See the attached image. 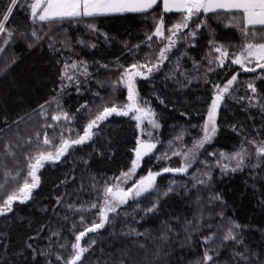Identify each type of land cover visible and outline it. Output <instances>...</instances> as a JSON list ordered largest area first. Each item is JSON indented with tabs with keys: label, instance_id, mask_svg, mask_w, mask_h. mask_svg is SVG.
Listing matches in <instances>:
<instances>
[{
	"label": "trees",
	"instance_id": "1",
	"mask_svg": "<svg viewBox=\"0 0 264 264\" xmlns=\"http://www.w3.org/2000/svg\"><path fill=\"white\" fill-rule=\"evenodd\" d=\"M30 1L18 0L5 25L13 35L0 46V207L26 179L31 183L29 162L41 152L56 154L63 140L83 136L105 107L127 104L126 71L143 73L133 75L138 95L160 123L158 146L142 159L138 176L184 166L212 101L237 75L219 105L213 142L187 172L158 177L153 190L130 198L108 214L104 227L86 233L80 246L88 251L78 264H205V252L213 257L208 264H264V154L257 153L264 145V71L232 63L247 44L264 40L245 38L229 14H202L173 35L168 29L182 24L185 13H164L160 4L144 13L41 22L28 12ZM9 6L0 0V12ZM161 19L164 36L158 37ZM252 31L264 36V29ZM216 47L230 54L223 65ZM161 49H167L163 60ZM140 137L135 120L112 114L83 143L44 161L29 199L0 214V264L70 260L76 235L101 222L105 190L130 167ZM242 149L248 155L240 167L237 161L225 167L221 154ZM229 230L235 239L225 241Z\"/></svg>",
	"mask_w": 264,
	"mask_h": 264
},
{
	"label": "snow or ice",
	"instance_id": "2",
	"mask_svg": "<svg viewBox=\"0 0 264 264\" xmlns=\"http://www.w3.org/2000/svg\"><path fill=\"white\" fill-rule=\"evenodd\" d=\"M18 6V0H10V6L7 9L6 13L0 12V16H2V22H0V33H6L9 37L13 35L12 32H8L6 29V22L9 20V15L12 13L13 8ZM159 6V0H134V2L129 3L127 0H36L35 3L29 5L31 9V13L34 19L38 18L41 22H58L67 19H73L78 17H93L101 14L108 13H123V12H148L152 10L154 7ZM40 9V11H38ZM179 11L185 13L183 17L182 24L175 25L172 29H168V31L172 32L173 35L176 32L180 31L181 28H188L189 22L193 23L194 18L199 19L201 15L207 16L208 14L221 15V14H229L227 18L230 20V25L233 23H237L241 25V32L248 38L251 36L253 39L259 38L264 40V36L257 37V33L252 31V29L260 28L264 29V0H163V12L169 13L172 11ZM205 23L204 20L201 21L200 24H197L196 27H201ZM163 20L161 19L160 23L157 25L155 30V35L158 37H163ZM193 36L195 35V30L191 33ZM33 36H36V33H32ZM39 38V37H38ZM151 39V37L149 38ZM167 39L171 40V37H167ZM9 41L5 40L4 44H8ZM31 46V45H30ZM2 51V49H0ZM167 49H161L160 59L163 60L166 58L165 52ZM216 52L221 53L222 57H229V53L227 51H222L221 47H216ZM255 61V67H248L246 65H251ZM223 64V59L220 61ZM232 63L239 65L243 71L247 72H256L257 69H261L264 71V43L258 44H247L241 51L239 56H236L232 59ZM75 67V65H73ZM137 65H132L131 69L135 70ZM5 69L0 68V71H4ZM149 72L153 71V69H148ZM133 75H143L141 72H125V76H127V80L125 81L127 84L128 90V100L132 103L128 106L129 109L135 108V91L132 83ZM237 81V75H233L231 79H229L220 89L219 94L212 101V107L209 112V119L212 120L215 110L219 105L220 100L223 98V93H227L234 82ZM249 89L255 93V87L249 83ZM136 111H140V109L135 108ZM112 114H122L128 115L127 111L120 112L118 109L113 107H105L103 111L96 116V118L89 122L87 127L84 129V135L81 136L77 140H73L71 142L67 140L62 141V146L57 149L55 156L51 153L45 155L43 152L39 154L36 158V163L32 164L29 162V171L27 175L31 178V183L26 179L19 188V193L23 196L24 200L29 199L31 190L34 189L38 184V177L36 176V168L42 166V163L46 160L59 159L63 156L68 149L72 145L81 144L86 139L90 138L92 135L91 130L97 126L99 121H103L108 116ZM65 118H67L65 114ZM139 118V117H138ZM54 120H59L60 117L54 116L52 117ZM50 127V126H49ZM216 128L213 121V127L211 129L212 133H215ZM210 135L207 131H205L204 137L197 141L194 144L193 148V159H195V150L198 148H202L204 143L210 139ZM44 144H50L51 141L45 137ZM156 147L155 144H146L143 145L144 151L141 152L139 149L137 150V160L141 158L142 155H147ZM6 150L11 153L10 146H6ZM257 153L264 154V145L258 146ZM179 154V153H174ZM185 158L188 157V153H184ZM222 156L224 154H221ZM248 155L246 149H242L241 152H237L232 156L226 157L229 160L235 159L237 161V167L243 163V160ZM29 161H31V157H27ZM190 164H186L181 168H165L164 172H187ZM137 167V162L134 161L132 165V169L130 173L123 174L125 182L131 178L132 175L135 174V170ZM227 167V165H225ZM235 170V169H233ZM160 175V173L153 174L149 172L146 177H141L138 181H133L132 186L124 191L117 186V190L113 191L111 187H108L105 190V204L106 209H100L101 222L96 224H92L91 227L87 228L85 231L79 232L76 235L75 240L76 243L72 245L74 249H76L75 255L72 258L65 262V264H78L82 260V254L87 252V248H83L80 246V241L83 237L86 236L88 232H94L102 227H104V222L108 220L109 213H114L117 211V208L127 202V199L130 195L134 197H139L144 193H149L154 188L155 177ZM18 178V177H17ZM15 179V178H14ZM171 189H169L170 191ZM20 199L19 196L13 194L8 195L7 199L4 201V206L0 207V214L5 213L6 211L11 210V206L13 202L18 201ZM59 203V200H58ZM94 208H99V204L93 205ZM155 207V206H154ZM148 211H152L149 209ZM55 235V234H54ZM213 239V236H209L205 238V243H208ZM235 239L232 235V231L229 230L227 234L224 236V240ZM94 243V242H93ZM63 247V246H62ZM90 247V246H89ZM241 258H244L243 254H239ZM60 256H57V260H61ZM213 257L209 255L207 252L204 254V262L208 264V262L212 261Z\"/></svg>",
	"mask_w": 264,
	"mask_h": 264
},
{
	"label": "rangeland",
	"instance_id": "3",
	"mask_svg": "<svg viewBox=\"0 0 264 264\" xmlns=\"http://www.w3.org/2000/svg\"><path fill=\"white\" fill-rule=\"evenodd\" d=\"M28 8V6H27ZM38 11H40V9H38ZM32 14V13H31ZM38 19V18H37ZM39 20V19H38ZM8 32H10L9 30H7ZM11 37H9L6 33H0V43H1V47H5L6 45L4 44V41L7 40L9 41ZM222 50V49H221ZM224 51V50H222ZM218 56H217V60L219 62L220 65H223L228 57H222L221 56V53H218ZM240 54H237L236 56H239ZM235 56V57H236ZM235 57H233L232 59H234ZM221 59H223V64L220 63ZM239 66V65H238ZM248 66V65H246ZM127 80V76H124V79H123V83L127 89V84H126V81ZM132 83H133V86H134V91H135V95H136V99H135V108H138L140 109V111H136L135 108L133 109H129V105L132 103L131 101H127V104L123 107V108H120L118 109V111L120 112H124V111H127L128 112V115H124V116H130L133 120H135L139 126V129H140V132H141V137L139 138V142L141 141H151V142H157L158 141V135H159V132H160V123H159V119L156 115V113L150 109V107H148L145 102L139 97L138 95V92H137V82L135 80V78H132ZM127 96H128V90H127ZM211 110V109H210ZM210 110L208 111L207 113V116H206V119L204 121V124H203V131H202V135L201 137L197 140H201L203 137H204V134H205V131H207L210 135V139L204 143L203 147L204 148L205 146H208L210 145L212 142H213V139L215 137V134H216V131H217V126H216V118L213 117L212 120L210 121L209 119V112ZM118 115H122V114H118ZM109 117V116H108ZM139 117V118H138ZM213 121H214V125H215V128H216V131L215 133H212L211 132V129L213 127ZM100 122V121H99ZM98 122V123H99ZM96 127V126H95ZM93 130V129H92ZM91 130V132H92ZM195 141L194 144L197 142ZM138 142V143H139ZM194 144L187 149L186 153H188V157L184 160V166L186 164H190L192 165L195 161H196V158L197 156L199 155V152L201 151L202 148H198L195 150L194 154H195V159H193V148H194ZM152 153L148 154V155H144L142 157V159L144 160L146 157H148L149 155H151ZM233 154L235 153H231V154H224L223 156L221 155V158L223 160V162L227 165V166H231L232 164H236V160L235 159H232V160H229L227 159L226 157L228 156H232ZM55 156V154L53 155ZM137 160V157H136V152H135V157H134V161L137 162V167H136V170H135V174L131 176V178H129L126 182L124 180V176L123 174H126V173H130V170L132 169V165H133V162L131 163L130 167L124 171L122 174H120L114 185L111 187L113 190H116L117 189V186L120 188V189H124L127 191V189L129 187L132 186V183L133 181H138L141 177H146L148 175L149 172H152L153 174L155 173H159V172H155V171H149L147 174L143 175V176H138V171L140 170L141 166H142V162L143 160ZM183 166V167H184ZM41 167V166H40ZM40 167H37L36 168V171L40 169ZM190 167H188L189 169ZM172 169H175V168H172ZM161 172H164V171H161ZM176 174H182L180 172H175ZM185 173V172H183ZM32 182V181H31ZM156 186V182L154 181V187ZM154 189V188H153ZM152 189V190H153ZM15 195L19 196L20 199L19 200H23V196L20 194V193H14ZM146 194V193H144ZM144 194H142L141 196H143ZM140 197V196H139ZM130 198H138V197H134V196H130ZM103 209H106V204L105 206L103 207Z\"/></svg>",
	"mask_w": 264,
	"mask_h": 264
},
{
	"label": "water",
	"instance_id": "4",
	"mask_svg": "<svg viewBox=\"0 0 264 264\" xmlns=\"http://www.w3.org/2000/svg\"><path fill=\"white\" fill-rule=\"evenodd\" d=\"M223 94H224V93H223ZM221 101H222V99L220 100L219 105H220ZM219 105H218V107L216 108L215 113H214V116H213V117H215V118H216V116H217V111H218ZM146 144H155V145H156V147H155L151 152H149L148 154L152 153V152L157 148V146H158V143H157V142L141 141V142H139V143L137 144V146H136V157H137V150L139 149L141 152H143V151H144L143 145H146ZM148 154H147V155H148ZM143 156H144V155L141 156L140 160L142 159ZM159 173H160V175H157V176L155 177V179H157L158 177H160V176H162V175L169 174V173H175V172H159ZM116 190H117V189H116ZM116 190H113V191H116ZM123 190H124V189H123ZM124 191H126V190H124ZM130 196H131V195H130ZM130 196L128 197L127 201L130 199Z\"/></svg>",
	"mask_w": 264,
	"mask_h": 264
},
{
	"label": "crops",
	"instance_id": "5",
	"mask_svg": "<svg viewBox=\"0 0 264 264\" xmlns=\"http://www.w3.org/2000/svg\"><path fill=\"white\" fill-rule=\"evenodd\" d=\"M127 2L132 3V2H134V0H127ZM159 4H160L161 8L163 9V0H159ZM172 12H179V11L174 10ZM123 13H126V12H123ZM108 14H114V13H108Z\"/></svg>",
	"mask_w": 264,
	"mask_h": 264
},
{
	"label": "built area",
	"instance_id": "6",
	"mask_svg": "<svg viewBox=\"0 0 264 264\" xmlns=\"http://www.w3.org/2000/svg\"><path fill=\"white\" fill-rule=\"evenodd\" d=\"M35 2H36V0H31V1L29 2V4H28V8H27V10H28L29 13H31V9H30L29 5L32 4V3H35Z\"/></svg>",
	"mask_w": 264,
	"mask_h": 264
}]
</instances>
